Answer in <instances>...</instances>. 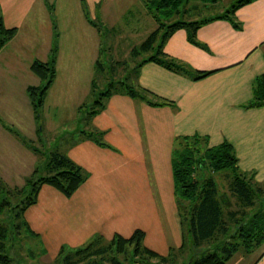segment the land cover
<instances>
[{
	"label": "crops",
	"instance_id": "obj_1",
	"mask_svg": "<svg viewBox=\"0 0 264 264\" xmlns=\"http://www.w3.org/2000/svg\"><path fill=\"white\" fill-rule=\"evenodd\" d=\"M138 1L139 27L128 37L141 44L160 23L144 0ZM222 1L223 11L205 18L209 21L198 28L196 43L190 40L191 31L186 27L178 28L165 41L163 59L174 60L185 70L174 71L155 59L138 68V84L167 104L152 105L114 93L97 114L88 112L79 135L61 138L62 143L56 145L88 176L70 196L42 184L37 201L26 210L25 218L39 236L45 256L54 261L62 246L79 248L96 236L129 238L136 230L144 232V246L158 254L180 248L184 240L172 151L181 136L204 135L211 146L230 142L239 167L254 172L255 179L264 182V105L246 107L255 98V86L264 85V0L241 6L232 19L217 16L237 0ZM98 6L99 11H112L108 1ZM87 13L84 0H0V16L6 27L17 28L15 37L0 50V176L11 187H22L42 161L41 153L31 146L47 141L40 137V118H36L27 88L41 84L31 63L50 58L53 17L60 33L57 76L43 107L48 103H53L50 109L56 107L49 127L52 135L59 130L56 120L65 114L63 109L70 108L69 103L76 98L73 90L92 92L103 39ZM164 30L162 27L160 34ZM135 46L130 52L135 64L156 54L152 49L151 55H135ZM200 71L212 73L195 79ZM83 100L76 99L71 107L81 112L87 105ZM9 128L23 137L30 135L32 145L21 147ZM92 129L102 132L107 145L82 133ZM14 171L21 175L13 179ZM259 249L252 252V264H264V246Z\"/></svg>",
	"mask_w": 264,
	"mask_h": 264
},
{
	"label": "trees",
	"instance_id": "obj_2",
	"mask_svg": "<svg viewBox=\"0 0 264 264\" xmlns=\"http://www.w3.org/2000/svg\"><path fill=\"white\" fill-rule=\"evenodd\" d=\"M144 1L159 21L160 27L139 46H135L132 52L138 55L156 49L157 53L131 67L126 77L116 82L117 86L102 91V97L95 101L99 106L90 105L91 115L101 111L105 105L103 99L114 93H125L152 105L167 104V101L160 100L138 84L135 79L138 76V68L143 63L155 59L174 71L185 70V66L174 60L163 59L165 41L178 28L186 27L191 31L190 40L196 43L198 28L209 21L204 19L163 22L158 17L159 14L170 20L175 14L171 8H178L183 0ZM251 1L253 0H237L217 18L232 19L238 8ZM49 8L52 12L51 4ZM87 17L90 18L88 13ZM90 21L98 27L94 20ZM53 22L54 35L50 58L47 61L36 59L31 63L32 71L41 78L40 85H30L27 88L37 119L40 118L45 105L47 92L57 76L60 33L54 17ZM162 27H165V30L160 34ZM16 33L17 28L6 27L3 17L0 16V50ZM158 53L163 56L160 57L162 60L157 58ZM98 62L97 70L106 72L103 62ZM210 73L212 71H200L194 78L200 79ZM96 78L97 76L93 80L92 92L97 87ZM116 83L110 81L108 85L113 86ZM254 92L255 98L246 107L264 105V85L258 83ZM9 130L23 137L19 131L12 128ZM82 133L101 145H107L102 140V132L97 129L82 130ZM31 148L41 153L42 161H39L22 187H11L0 176V264H23L14 248L16 241H28V238L38 240L39 236L30 228L25 212L37 201L42 184L53 185L70 196L88 176L66 152L58 149L45 152L35 146ZM172 167L184 240L180 248H172L167 255L158 254L144 246V232L136 230L129 238L117 235L111 240H106L96 236L79 248L62 246L55 259L56 263L123 264V261H130L131 264H228L235 254H250L264 246V182L257 181L254 172L243 171L239 167L235 149L230 142L223 141L211 146L207 136H181L173 147ZM37 247V256L41 257L46 253L39 240ZM32 253L34 254V251Z\"/></svg>",
	"mask_w": 264,
	"mask_h": 264
},
{
	"label": "rangeland",
	"instance_id": "obj_3",
	"mask_svg": "<svg viewBox=\"0 0 264 264\" xmlns=\"http://www.w3.org/2000/svg\"><path fill=\"white\" fill-rule=\"evenodd\" d=\"M106 1H108V5L112 9V11H109L108 8H105L103 11H99L98 4L100 2L104 3ZM84 3L87 6L89 17H91V19L98 24L97 29L100 30L102 33L103 42H102L101 61L103 62L104 67L106 68V72L102 73V71L99 72V70L96 69L95 76H97L96 78V81L98 82L97 87L94 89L93 92H90L89 95H88V91L85 92L83 88H80V90H77V92L73 90L72 94H74L76 98H74L69 103L70 108L63 109L65 114L61 116L60 119L56 120L57 122L61 123V124L59 123L60 126H59V130L57 131V134L52 135V132L49 129V127H52L53 125L52 118L54 115L53 113L54 110L56 111V107L54 110L50 109L48 106H51L53 103H48L46 107L43 108L42 112L40 113V123L38 126L41 130L40 137H45L47 141H44L43 142L44 144L39 141H36L34 143V146L38 147L40 151L46 152L48 150L49 151L54 150L57 148L56 147L57 144L62 143L61 138L68 137L67 139H69L74 135H79L78 130L84 128L85 121L87 120L86 118L88 117V112L91 109L90 105L92 106L94 104L95 107L99 106V104L95 103V101L99 100L100 97H102L101 92L106 91L108 89H112L115 85L117 86L116 82L118 80L124 79L127 75V71L130 70V68L134 67L135 65V63L132 60V56L130 52L133 46L135 45L139 46L140 43H137L138 39L132 41L130 37H128V35L132 36L137 30L136 27L137 26L139 27L137 21V13H136L140 5L139 1L138 0H84ZM223 7L224 4L222 0H217V1L216 0H183L179 4L178 8H173V7L171 8L175 13L173 18H171L170 20H166L164 15H162L161 13L159 14L158 17L163 22H167V23H172L176 20L188 21L189 19H196V20L205 19L221 13L223 11L222 10ZM129 9H131L132 11L124 12ZM145 22H147V20ZM146 26L148 27L149 24ZM149 30H151V28ZM142 31H144V29ZM149 33L150 32H148V34ZM146 34L144 35V37L146 36ZM152 52L153 50L143 52L141 56L151 55ZM159 57L163 58L161 54H159ZM110 81H114L116 84H114L113 86L108 85ZM76 99H79L80 101L84 99L82 103L85 102L87 104L83 108V110H81V112H78L75 107L74 108L71 107L74 105L73 103H76L75 101ZM105 100L106 99H103V101ZM88 106L90 108H88ZM49 122H51V124ZM18 138H19L18 144H20L21 147H25V146L27 147L28 145H30L31 142L30 139H32L30 138V135H27L26 137L18 136ZM51 138H54L53 142ZM21 147L19 148L23 149ZM19 175H21V173L16 174L15 172L12 178L15 179ZM37 243L38 240L32 238L31 239L28 238V241L25 240L23 241V239L16 241L14 248L19 254L20 261L23 264H57L56 261L55 260L53 261L52 258H50L49 256H45V255H42L41 257H39V255L37 256L38 253ZM260 250L261 249H257L255 252H259ZM32 251H34V254L32 253ZM253 254L254 253H252V255H249L248 253L243 254L241 252L237 253L233 256L232 261L230 260L231 262L229 261L228 264H252L253 261L255 260V259L251 260V257L254 256ZM123 264H131V262L123 261Z\"/></svg>",
	"mask_w": 264,
	"mask_h": 264
}]
</instances>
